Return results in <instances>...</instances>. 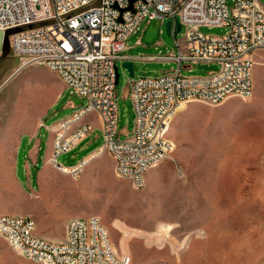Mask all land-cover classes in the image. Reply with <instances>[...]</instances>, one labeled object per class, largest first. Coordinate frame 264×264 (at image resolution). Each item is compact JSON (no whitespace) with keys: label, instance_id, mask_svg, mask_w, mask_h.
<instances>
[{"label":"rangeland","instance_id":"374dc122","mask_svg":"<svg viewBox=\"0 0 264 264\" xmlns=\"http://www.w3.org/2000/svg\"><path fill=\"white\" fill-rule=\"evenodd\" d=\"M227 3L234 5L233 0ZM200 31L221 36L228 28L203 26ZM175 37L182 35L168 36L166 22L144 21L130 37L126 54L168 55L176 49ZM253 57L252 96L180 109L167 133L173 151L148 172L145 187L136 189L129 179L116 175L108 151L97 155L104 145L97 112L90 123L87 114L69 126L67 136L82 124L93 130L75 149L58 157L67 172L51 164L40 172L43 186L36 187V168L31 167L30 182L21 183L23 172L19 165L16 169V161L22 158L19 142L25 130L22 121L14 123L18 96L27 97L29 119L43 116L47 126L70 119L86 101L76 106L71 91L56 83L50 76L56 74L49 69L33 66L18 72L19 59L0 54V215L28 216L37 231L56 236H66L72 218L96 215L127 264H264V50ZM132 62L134 77L119 63L116 93L122 133L134 129L130 80L160 77L178 68L175 61ZM218 70L216 63H197L182 74L205 76ZM50 134L54 138L42 128L44 154ZM125 138L121 134L120 139ZM84 157L88 163L75 178L69 167ZM28 183L37 192H31ZM0 264L41 263L25 258L0 237Z\"/></svg>","mask_w":264,"mask_h":264},{"label":"built area","instance_id":"2783aa9c","mask_svg":"<svg viewBox=\"0 0 264 264\" xmlns=\"http://www.w3.org/2000/svg\"><path fill=\"white\" fill-rule=\"evenodd\" d=\"M0 0V30L9 40L11 54L20 61L18 72L41 66L57 74L66 89L85 104L70 117L48 128L54 134L51 164L64 172L58 157L72 151L93 130L82 124L71 136V124L97 112L104 145L117 176L136 189L147 182L156 162L173 151L162 125L172 121L183 106L203 103L218 106L233 97L253 93L254 54L264 50V2L261 0ZM132 5L133 10H129ZM159 19L172 21L176 49L168 55L131 58L128 41L140 25ZM181 31L176 33L177 24ZM227 27L226 34L211 36L200 28ZM141 45V39L136 41ZM135 59L175 61L178 68L160 77L129 82L128 95L135 120L132 132L118 130L119 103L116 65ZM197 63H216L219 70L205 76H184L183 69ZM86 159L70 172L80 177ZM28 216L0 215V237L22 256L41 264H127L115 249L108 230L96 215L72 218L65 239L59 242L35 234Z\"/></svg>","mask_w":264,"mask_h":264},{"label":"crops","instance_id":"0c3cea01","mask_svg":"<svg viewBox=\"0 0 264 264\" xmlns=\"http://www.w3.org/2000/svg\"><path fill=\"white\" fill-rule=\"evenodd\" d=\"M50 76L53 78V80H55L56 83L62 86L63 83L61 82L57 74H56L57 77L54 75H50ZM25 103L27 105V112H28L27 114L23 112L22 114H17V103H16L15 111H14V123L15 122L19 123L22 121L23 124L20 127L25 130L19 142V151H21L22 153V158L20 162L18 160L16 161V169L18 165L20 166V168H22L23 178L22 180L21 178L19 177L18 178L21 181V183H23V182H30L28 171L31 167L36 168V182H38V185L36 184V187L37 186L41 187L43 186V174L40 172H43L45 169H48L49 166L51 165L50 158L52 156V151H53V136L50 134V140L47 145L46 154L43 153V148H42L43 142H42V139L40 138L41 130L43 127H46L48 129L53 124L51 126H47L44 123L43 116H39L38 118L34 120H30L29 119L30 112L28 110L29 104L27 103V99ZM94 114H95L94 112L88 114L86 118L88 123H90L91 121L90 117L94 116ZM101 126H102V122H101ZM100 148H98V150ZM92 153H90L88 156H90ZM86 157H84L83 160ZM28 185L32 189L31 192L33 193L37 192V190H34V187L32 188V186L29 183ZM35 234L39 237H45L46 235H48L49 237L48 239H53V241H56V242H59L65 239L64 233H61V235L56 236L54 234L52 235V233L44 232L41 228L38 229V231L36 230Z\"/></svg>","mask_w":264,"mask_h":264},{"label":"water","instance_id":"95a60500","mask_svg":"<svg viewBox=\"0 0 264 264\" xmlns=\"http://www.w3.org/2000/svg\"><path fill=\"white\" fill-rule=\"evenodd\" d=\"M134 0H130V3H133ZM262 2H264V0H261ZM129 10H133L132 5L129 7ZM172 25L173 22L172 21H167L166 22V32L168 34V36H172ZM181 31V24L178 23L177 24V29H176V33L179 34ZM0 54L3 55H10L11 54V50H10V44H9V40L8 38L5 36V33L0 30ZM122 67L128 71L130 77H134V69H133V62L132 61H125L122 63ZM119 65H116V85L119 82ZM71 101L76 105V106H80L82 104V100L80 99H76L75 97L71 98Z\"/></svg>","mask_w":264,"mask_h":264},{"label":"bare ground","instance_id":"6f19581e","mask_svg":"<svg viewBox=\"0 0 264 264\" xmlns=\"http://www.w3.org/2000/svg\"><path fill=\"white\" fill-rule=\"evenodd\" d=\"M26 99H27V97H26L25 94L18 96V100H17V114H22V112L23 113H26V114L28 113L27 112V105L25 103ZM184 107L185 106H183L182 108H184ZM170 123H171V121H168V122H166V123H164L162 125V134H167L168 131H170V125H171ZM161 163L162 162H156V166L159 165V164H161ZM65 169H66V167H65ZM65 169H64V172L67 170V169L66 170ZM68 172H70V168H69V171Z\"/></svg>","mask_w":264,"mask_h":264}]
</instances>
